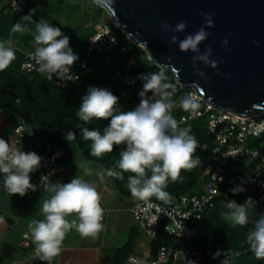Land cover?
I'll use <instances>...</instances> for the list:
<instances>
[{
    "label": "clouds",
    "instance_id": "1",
    "mask_svg": "<svg viewBox=\"0 0 264 264\" xmlns=\"http://www.w3.org/2000/svg\"><path fill=\"white\" fill-rule=\"evenodd\" d=\"M36 11L32 9L28 15L22 16L11 31H31L28 26L34 25L33 37L37 45L34 59L38 70L50 76L55 75L61 80H69L67 74L79 60V56L70 47V38L63 34L60 27L53 26L43 18L39 21L33 18ZM201 15L205 20L204 26L182 40L177 35H172L171 43L178 44L182 52L196 53L192 58L194 65L203 63L218 69V62L211 59L213 50L210 47L204 53L200 52V45L210 35L206 28L215 27L211 14L202 12ZM162 28L167 32L184 33L187 24L180 21L173 27L164 23ZM254 43L258 45L259 42ZM222 44L227 48L228 40H223ZM15 59L16 50L11 42L0 41V72L6 70ZM195 71L201 77L205 76L198 66ZM140 79L144 83L139 93L140 103L134 109L121 110L119 98L110 90L90 86L87 94L82 97L76 116L83 122L79 126L82 139L91 141V156L101 157L105 153H112L114 146H126L120 152L115 168L97 173L101 180L105 174L123 180L122 173H132L134 175L128 177L127 187L134 198L145 200L155 196L168 202L171 195L165 191L167 182H176L181 179L182 170L200 165L199 158L194 155L199 145L195 136L190 134L191 130L181 128L172 114L176 105L169 89L173 85L168 82L164 71L149 73ZM149 93L152 95L149 96ZM181 106L188 109L195 108L196 104L187 97L181 101ZM109 119L110 124L104 128L103 133L84 126L93 120ZM65 138L67 141L74 140L76 134L69 131ZM41 163L42 158L37 153L21 150L12 146L8 140L0 138V174L3 175L5 190L11 196L18 194L24 197L30 191H37L38 186L31 183V174L39 169ZM85 171L86 174H91L90 169ZM148 172L151 173L150 176ZM39 187L51 195L41 202L40 210L44 219L33 221L28 229L37 256L42 262L51 264L53 258L60 253L65 235L70 229L75 228L82 237H95L103 230L105 209L96 187L78 175L68 183L53 182L51 173L42 175ZM244 191L242 186L231 189L233 195ZM256 204L257 201L252 197H248L243 205L228 199L222 215L233 226H246ZM73 214L76 218L69 220L68 217ZM246 239L255 258L264 260V213L255 219ZM231 255V249L217 250L213 258L222 256L221 264H231ZM190 264L195 262L190 261Z\"/></svg>",
    "mask_w": 264,
    "mask_h": 264
},
{
    "label": "trees",
    "instance_id": "2",
    "mask_svg": "<svg viewBox=\"0 0 264 264\" xmlns=\"http://www.w3.org/2000/svg\"><path fill=\"white\" fill-rule=\"evenodd\" d=\"M61 2L62 0H28V4L22 13H14L7 4V0H0V3H5L4 5L0 4V41L9 40L16 50V59L6 70L0 72V110L9 113L17 122V125L24 126L25 133L30 138L50 145L54 149H63L62 164L70 160L74 153L78 151L86 160L100 164L102 170L112 169L115 168L119 160V154L126 146H114L112 153H105L101 157L91 156V141H84L82 139L79 126H82L83 122L76 116V112L79 110L82 102V97L87 94V89L90 86L106 88L118 97L121 87L118 83L112 81V77L115 75L120 76L124 73V61L129 56L137 60V65L133 71L134 74L142 72L149 74L164 71L169 83L175 84L176 79L171 70L161 68L150 61L146 52L141 47L131 43L126 35L121 33L112 23L106 24L110 27L112 34H116L120 45L127 48L126 57L116 55L113 57L110 65H105L103 64L101 54L97 52L93 53L89 58L87 69L81 72V80L77 86L60 90L54 82L48 81L43 74L30 75L23 72L21 70V63L24 53L37 47L33 37L34 25L28 26L31 31L25 30L22 33H13L11 31L12 26L20 21L22 16L28 15L32 9L37 10L36 15L33 17L35 20L39 21L40 18H43L49 23L57 15ZM69 8L70 10H74L73 5H70ZM62 32L70 38V47L81 59L93 35L94 28L88 33L74 39L65 30H62ZM191 91L190 88L179 89L174 98H172L176 105L172 114L177 121H179L181 115L194 110L191 107L185 109L181 106V101L187 98ZM129 92L131 99L127 103L119 100V107L123 111L135 108L132 99L134 91ZM109 124L110 119L93 120L90 124L84 126L90 130H100L103 133L104 128ZM206 124L207 115H204L185 125H180L181 128H189L191 130L190 134L195 136L198 141L199 147L194 155L199 158L200 165L193 169L182 170L181 179L176 182L171 180L167 182L165 191L170 193V201L163 202L155 196L148 199L164 206H170L176 204L181 195L202 193V181L200 180L201 163L214 143L212 138L207 134ZM69 131L75 132L76 139L71 141L66 140L65 135ZM253 139L255 140L251 143L248 142V146L261 148L264 153V136ZM201 146H205V149H202ZM147 174L151 175L150 172ZM122 175L124 177L123 180L116 177H108L112 181L115 190L122 197L137 201L138 198H134L127 187L128 177L134 174L122 173ZM229 189L231 191V188ZM248 197L255 199V191L249 189L247 192L244 191L238 195H233L232 192H229L228 197L219 198L213 210L206 216L208 225L205 231L190 241H184L167 235L163 230L164 222L161 220L158 237L156 240L151 241V251L153 253L151 258H155L157 247L164 244L172 249L198 251L200 256L197 264H218L222 256L214 259V254L217 250L227 249H231L233 254L231 255V264H264V260H257L252 254L246 239L248 232L254 226L255 219L264 213V202L256 205V209L251 213L249 223L246 226H233L222 215L226 210L224 204L228 199L236 200L239 204L243 205ZM134 244L135 232L131 231L127 242L115 250L113 264H120L128 256L132 255ZM235 253L239 254L235 255Z\"/></svg>",
    "mask_w": 264,
    "mask_h": 264
},
{
    "label": "built area",
    "instance_id": "3",
    "mask_svg": "<svg viewBox=\"0 0 264 264\" xmlns=\"http://www.w3.org/2000/svg\"><path fill=\"white\" fill-rule=\"evenodd\" d=\"M11 11L22 13L28 4V0H7ZM36 49V48H35ZM34 50L24 53L21 63V70L26 74H43L47 80L54 82L60 90L77 86L81 80V72L87 69L90 56L97 52L101 54L103 64L110 65L113 57L121 55L126 57L127 48L120 45L113 36L110 27L105 23L94 26L93 35L86 48L85 54L79 59L67 74L68 79L61 80L55 75L41 73L34 59ZM137 65L136 58L129 56L125 58V71L120 76H113L112 81L120 85L119 100L127 103L130 100L129 91L133 92V105L136 107L140 103L139 93L143 88L144 81L140 77L147 73L134 74ZM178 80L173 84L172 98L179 89H183ZM187 97H190L196 104L192 112L181 115L178 121L179 126L207 115V134L214 141L213 147L203 158L200 170V180L202 181V193L193 195H181L176 204L164 206L150 199L140 200L131 208L130 212L137 227L144 231L150 241L158 237L160 221L163 220V230L169 235L184 241H190L201 235L208 223L206 216L213 210L217 200L221 197H228L236 186L244 187L245 191L254 190L256 193V205L264 201V153L261 148L248 146V141L253 138L264 136V117L261 119L242 118L233 116L226 112L218 111L214 106L202 99L194 89ZM149 96L152 94L149 93ZM17 136L15 142L24 136L23 126L19 125L15 129ZM205 149V146H201ZM26 152H35L42 158L41 166L33 172L36 178L37 190L40 177L51 173V180H54L63 171L62 159L64 150L54 149L47 145L44 151L31 149ZM104 208V206H102ZM105 209L102 222L109 211ZM22 246L27 248L30 245V238L24 234ZM199 252L195 250H178L161 244L157 247L155 258L140 257L136 255L128 256L120 264H195L199 260ZM220 258L218 264H221ZM231 260V257H230Z\"/></svg>",
    "mask_w": 264,
    "mask_h": 264
},
{
    "label": "water",
    "instance_id": "4",
    "mask_svg": "<svg viewBox=\"0 0 264 264\" xmlns=\"http://www.w3.org/2000/svg\"><path fill=\"white\" fill-rule=\"evenodd\" d=\"M110 14L112 24L131 43L141 47L148 59L171 70L180 85L192 88L220 112L242 118L264 117V0H95ZM211 14L215 27L200 45V52L213 50L211 59L218 69L193 64L191 51H180L171 43L195 33L205 25L201 13ZM187 24L184 33L167 32ZM228 40L225 48L222 41ZM258 41V45L254 43ZM199 67L204 77L195 71Z\"/></svg>",
    "mask_w": 264,
    "mask_h": 264
},
{
    "label": "crops",
    "instance_id": "5",
    "mask_svg": "<svg viewBox=\"0 0 264 264\" xmlns=\"http://www.w3.org/2000/svg\"><path fill=\"white\" fill-rule=\"evenodd\" d=\"M16 126L18 125L14 118L9 113L0 110V138L8 140L12 146L20 148L21 150H45L47 146L45 143L30 138L25 132L24 136L16 143ZM62 166V173L52 180L53 182L59 181L61 183H68L77 176L76 171H69L64 167V162ZM100 171L101 170L98 172ZM78 176L82 178L80 175ZM104 177H106V174ZM36 181V178L31 175V183L36 184ZM88 182L96 187L102 199H109L107 190L111 188L108 185L102 188V182L99 178L95 180L88 179ZM50 195V193L44 192L41 188L35 192H28L24 197L18 194L11 196L5 190L3 175L0 174V264H47V262H42L35 252V244L32 241L28 225L33 221L44 219L43 213L40 210L41 202L44 199H48ZM122 198L125 200L130 199L126 197ZM102 199L101 205L110 211L106 215L104 222H102L104 225L103 230L95 237H82L75 228L70 229L65 235L60 253L53 258L51 264H113L115 250L122 247L127 242L131 231L135 232V244L132 248V255L148 258L153 256L150 239L145 235L143 230L137 227L130 212L131 208L136 203L135 199H131L133 201L132 204L124 208L129 212L132 218L125 241L116 240V236L113 234L111 236L109 235L111 237L108 238L109 243H114L116 248L108 249V254L111 255L109 260H100V252L104 251L106 236L109 234L107 221L113 222V230H116L118 225H120L118 221H114L112 218L108 219L112 210L106 206V203H104ZM74 218H76L75 214L68 217L69 220ZM24 234H27L30 238V245L28 248L23 247L21 244L23 240L22 235Z\"/></svg>",
    "mask_w": 264,
    "mask_h": 264
},
{
    "label": "rangeland",
    "instance_id": "6",
    "mask_svg": "<svg viewBox=\"0 0 264 264\" xmlns=\"http://www.w3.org/2000/svg\"><path fill=\"white\" fill-rule=\"evenodd\" d=\"M0 4L4 5L5 3ZM70 5L74 6V10H70ZM49 23L55 27H60L61 31L65 30L74 39L88 33L94 28L95 25L99 23H112V20L109 12L101 5L97 4L95 0H62L57 15L52 18ZM119 30L121 33H123L121 29ZM114 36L116 37V34ZM254 140L255 139H251L248 142L251 143ZM64 167L69 171H76L77 175H80L87 181L88 179L95 180L99 178V180L102 182V188H104L105 185H108L111 188L110 190H107L109 199L103 198L102 200L104 203H106V206L112 210V213L110 216H108V219L112 218L114 221H118L120 225H118L116 230H113V222L107 221V225L109 226V234L106 236L105 249L104 251L100 252V260H109L111 255L108 254V249L114 248L115 245L112 242L109 243L108 238H111L110 236L113 234L116 236V240H120L122 242L125 241L128 232L127 230L131 225L132 218L129 212L124 208L130 206L133 202V199H123L122 196L115 190L112 181L107 175L103 178V180H101V178L97 175V172L99 170L103 171L102 166L98 163L86 160L78 151L74 153L70 160L64 162ZM86 169H90L91 174H86Z\"/></svg>",
    "mask_w": 264,
    "mask_h": 264
}]
</instances>
